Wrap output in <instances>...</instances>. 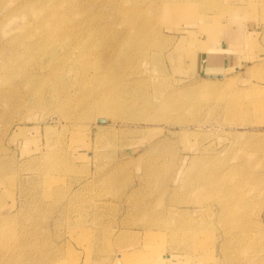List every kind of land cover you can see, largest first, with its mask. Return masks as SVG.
Wrapping results in <instances>:
<instances>
[{"label": "rangeland", "instance_id": "obj_1", "mask_svg": "<svg viewBox=\"0 0 264 264\" xmlns=\"http://www.w3.org/2000/svg\"><path fill=\"white\" fill-rule=\"evenodd\" d=\"M23 1L0 0V65L48 42L78 54L86 30L87 60L110 61L0 81V264H264V0H145L131 42L126 0ZM23 29L40 44L3 49ZM224 29L241 68L188 74Z\"/></svg>", "mask_w": 264, "mask_h": 264}, {"label": "bare ground", "instance_id": "obj_2", "mask_svg": "<svg viewBox=\"0 0 264 264\" xmlns=\"http://www.w3.org/2000/svg\"><path fill=\"white\" fill-rule=\"evenodd\" d=\"M126 1L127 3L132 5L131 9L128 12L125 10H121V12H122V15H125L126 20L128 21L127 24H124L125 25V39L127 38L126 41L131 42L132 40L133 41L135 40L136 36H139V32H140L139 28H141V25L137 24L133 20V16L136 14H139V12L141 11L140 8L142 6V3L145 2V0H126ZM170 1L174 2L172 0ZM23 2L24 3H22L21 5L23 6L28 5V0H24ZM173 4L176 7H181V5L179 4H176V3H173ZM23 6H17L15 8L16 10L15 13H17V11L18 12L23 11L21 9ZM183 7H187V5L186 6L184 5ZM36 27H37V23L32 22V28H36ZM24 28L26 29L25 23H24ZM59 28L60 26L57 27V30ZM25 31L26 30L23 29L21 31L22 33L17 32L14 36L15 40L12 42L10 41L11 43L9 42L8 43L9 45L4 47L3 49H19L20 47L22 49H28L31 46H37L40 44L38 39H35L34 41L29 40L28 42H23L21 34L25 33ZM95 34H97V32H88V30L84 31L85 36L83 37L84 41L82 45L85 44L86 49H82L81 52H79L78 54L74 52L75 49H72L76 47L75 42H73L72 44H69V48L71 49H68V51L64 50L63 47H65V44H66L65 41L63 42L56 41L54 44H50V42H48L45 47H42V46L40 47L39 45L37 49H32L31 51L24 52L21 54V56H17L15 53L11 52V54L9 53L8 61L0 65V81H3L5 79H11V77L14 74L16 77H18L19 79H21V81L25 83L27 82V83L33 84L39 81L52 83L56 77H61L63 74V73L57 74L56 71L53 70V68L58 67V66H54L55 62H58L59 65H62V67H65V68L67 65L70 66V69L71 70L73 69L76 74L79 73L77 70L78 68L87 67V62L88 64H91L92 67L95 66L96 68L105 69V62L110 61L108 58V52H109L108 50L110 49H105L102 52V54L92 53V56H94V58H91L90 61L87 60L90 54L89 48L94 44L93 38ZM45 38H42L41 40L43 41ZM68 38L70 42V40L74 38L76 39L77 35H75L73 32H70L68 34ZM122 49L123 50H120L121 55H119L120 56L119 59H117V54H115L116 60H114L113 62L115 66H117L121 61L125 63H130L132 61L131 56L125 52L126 49H129V46L126 44L123 46ZM51 52L52 54H50ZM32 53H38L40 55V59L37 60L36 65H35V69L38 70V73H37L38 77H33L32 76L33 74L30 73L28 63H24L22 61L23 57H26ZM43 69H46V71L44 73L40 72ZM104 105L105 104H102L100 106L104 107Z\"/></svg>", "mask_w": 264, "mask_h": 264}, {"label": "crops", "instance_id": "obj_3", "mask_svg": "<svg viewBox=\"0 0 264 264\" xmlns=\"http://www.w3.org/2000/svg\"><path fill=\"white\" fill-rule=\"evenodd\" d=\"M237 32L238 30L224 29L210 40L202 39L199 50L185 60L188 74L215 78L228 71L239 70L242 65L239 51L244 49H240L241 37Z\"/></svg>", "mask_w": 264, "mask_h": 264}, {"label": "water", "instance_id": "obj_4", "mask_svg": "<svg viewBox=\"0 0 264 264\" xmlns=\"http://www.w3.org/2000/svg\"><path fill=\"white\" fill-rule=\"evenodd\" d=\"M98 124H103V122L102 121H98Z\"/></svg>", "mask_w": 264, "mask_h": 264}]
</instances>
